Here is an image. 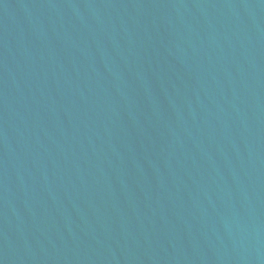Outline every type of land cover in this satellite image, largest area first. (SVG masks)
<instances>
[{"label":"water","instance_id":"obj_1","mask_svg":"<svg viewBox=\"0 0 264 264\" xmlns=\"http://www.w3.org/2000/svg\"><path fill=\"white\" fill-rule=\"evenodd\" d=\"M0 264H264V0H0Z\"/></svg>","mask_w":264,"mask_h":264}]
</instances>
